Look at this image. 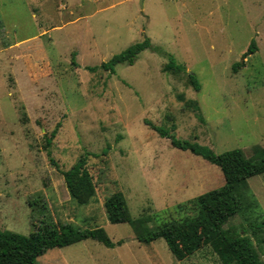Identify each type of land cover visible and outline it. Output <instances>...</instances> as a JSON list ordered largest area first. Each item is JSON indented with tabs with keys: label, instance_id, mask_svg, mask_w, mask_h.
Wrapping results in <instances>:
<instances>
[{
	"label": "rangeland",
	"instance_id": "1",
	"mask_svg": "<svg viewBox=\"0 0 264 264\" xmlns=\"http://www.w3.org/2000/svg\"><path fill=\"white\" fill-rule=\"evenodd\" d=\"M146 38L133 65L100 69ZM170 58L179 74L165 70ZM150 124L218 154L264 147V0H0V231L29 235L51 220L104 228L116 244L84 240L37 264H221L209 246L179 261L163 239L140 242L108 221L118 191L148 229L225 183ZM248 183L257 205L225 228L246 229L264 262L253 233L264 174Z\"/></svg>",
	"mask_w": 264,
	"mask_h": 264
},
{
	"label": "trees",
	"instance_id": "2",
	"mask_svg": "<svg viewBox=\"0 0 264 264\" xmlns=\"http://www.w3.org/2000/svg\"><path fill=\"white\" fill-rule=\"evenodd\" d=\"M151 47L149 38L127 48L115 55L109 62L103 63L100 69L115 72V66L120 63L133 65L138 55ZM256 52L253 40L247 51L246 58ZM242 66L236 63L233 70ZM97 67L89 70L96 71ZM165 70L179 74L182 67L170 58ZM189 83L196 91L200 90L199 81L192 73L187 74ZM162 137L171 139V144L183 151H190L201 156L211 164L220 168L225 183L217 189L207 191L191 200L176 206V216L144 229L142 223L151 218L134 220L124 194L113 193L105 201L104 207L108 221L111 224H130L140 242L150 243L163 239L174 257L183 261L205 246L211 247L221 264H264L261 260L253 237L247 236V230L225 228L235 216L252 211L256 201L250 195L248 179L264 174V147H254L253 157H246L241 149H234L218 154L208 146L197 142L181 141L170 131L150 124ZM55 133V132H54ZM51 138L48 139V143ZM107 150L103 151V155ZM97 157L96 154H93ZM253 228L256 242L264 243V235L258 236L264 229V222L257 223ZM252 228V227H251ZM94 240L106 248H114L104 228H79L73 223L56 224L43 220L29 235L10 231H0V264H37L38 259L53 249H61L84 240Z\"/></svg>",
	"mask_w": 264,
	"mask_h": 264
}]
</instances>
